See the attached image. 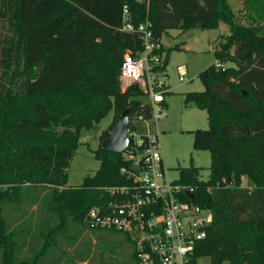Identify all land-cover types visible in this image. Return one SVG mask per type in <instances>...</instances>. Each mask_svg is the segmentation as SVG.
I'll return each mask as SVG.
<instances>
[{
  "label": "trees",
  "instance_id": "1",
  "mask_svg": "<svg viewBox=\"0 0 264 264\" xmlns=\"http://www.w3.org/2000/svg\"><path fill=\"white\" fill-rule=\"evenodd\" d=\"M244 3L246 24L235 21L226 0H0V264H73L68 228L86 229L101 187L121 183L124 156L100 145L94 174L75 187L66 178L80 134L110 110L150 116L138 85L120 87L123 55L142 48L137 32L119 30L124 5L133 25L148 20L153 39L172 29L227 26L214 63L197 75L203 90L183 99L206 113L207 128L192 135L193 147L209 153V176L201 180L190 160L177 180L212 214L193 263L264 264V0ZM168 52L161 46V69ZM105 231L122 235L127 259L86 264H133L129 238Z\"/></svg>",
  "mask_w": 264,
  "mask_h": 264
},
{
  "label": "built area",
  "instance_id": "2",
  "mask_svg": "<svg viewBox=\"0 0 264 264\" xmlns=\"http://www.w3.org/2000/svg\"><path fill=\"white\" fill-rule=\"evenodd\" d=\"M119 30L137 32L142 41L139 51L123 55L120 87L125 90L131 84L138 85L144 97L140 106H150V116L130 113L131 143L122 153L126 163L120 167L121 183L101 187L103 198L87 210L83 223L86 229L125 234L132 245L133 264H195L191 255L197 242L206 237L211 211L191 201L192 186L168 179L158 136L141 133L135 124L162 116L168 91L166 67L161 69L162 44L153 39L147 19L136 26L131 23L126 5ZM178 80H187L183 71Z\"/></svg>",
  "mask_w": 264,
  "mask_h": 264
},
{
  "label": "rangeland",
  "instance_id": "3",
  "mask_svg": "<svg viewBox=\"0 0 264 264\" xmlns=\"http://www.w3.org/2000/svg\"><path fill=\"white\" fill-rule=\"evenodd\" d=\"M226 1L235 14V21L239 24L248 23L249 20L245 16L247 10L245 0ZM226 34L228 28L223 23H219L214 29H202L196 26L185 31L172 29L162 33L160 42L169 51L165 77L169 92L164 94L166 108H162L161 117L135 124L141 133L158 136L163 163L170 180H177L178 168L188 167L190 160L194 166L200 168V179L204 181L208 179L209 153L207 150L193 147L192 135V131L196 129L207 128L206 113L193 104H184L183 99L187 92L203 90L197 75L214 63L213 52ZM222 65L226 67L232 64L225 62ZM181 71L187 78L182 82L178 80ZM157 110L158 106L155 107V112ZM115 115L110 110L99 122L82 131L79 145L67 170V186H79L85 176L94 174L99 168V160L94 157L93 151L99 147L100 135L108 130L112 119L115 117L117 120L119 115L117 117ZM2 188L0 185V190ZM38 216L35 212V215L30 217L31 221L33 223L37 221ZM67 231L73 237L72 246L67 247L69 257L74 259H71L73 264L75 262L86 264L87 260L92 263L122 262L127 259L130 252L128 244L118 233L82 229L79 225H71ZM196 264H210V261L202 257Z\"/></svg>",
  "mask_w": 264,
  "mask_h": 264
},
{
  "label": "water",
  "instance_id": "4",
  "mask_svg": "<svg viewBox=\"0 0 264 264\" xmlns=\"http://www.w3.org/2000/svg\"><path fill=\"white\" fill-rule=\"evenodd\" d=\"M40 70V66L35 67L34 74L39 73ZM130 113V109L126 108L119 114L115 124L100 142V146L102 149L120 154L125 152L127 146L131 143V139L128 136V132L130 129ZM188 196L191 198L192 194L188 193Z\"/></svg>",
  "mask_w": 264,
  "mask_h": 264
},
{
  "label": "crops",
  "instance_id": "5",
  "mask_svg": "<svg viewBox=\"0 0 264 264\" xmlns=\"http://www.w3.org/2000/svg\"><path fill=\"white\" fill-rule=\"evenodd\" d=\"M221 25V24H220ZM164 103H165V108H166V102L164 101Z\"/></svg>",
  "mask_w": 264,
  "mask_h": 264
}]
</instances>
